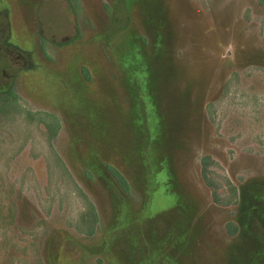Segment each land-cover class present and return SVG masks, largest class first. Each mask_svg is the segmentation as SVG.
Wrapping results in <instances>:
<instances>
[{
    "label": "rangeland",
    "instance_id": "1",
    "mask_svg": "<svg viewBox=\"0 0 264 264\" xmlns=\"http://www.w3.org/2000/svg\"><path fill=\"white\" fill-rule=\"evenodd\" d=\"M0 14V264H264V0Z\"/></svg>",
    "mask_w": 264,
    "mask_h": 264
},
{
    "label": "trees",
    "instance_id": "2",
    "mask_svg": "<svg viewBox=\"0 0 264 264\" xmlns=\"http://www.w3.org/2000/svg\"><path fill=\"white\" fill-rule=\"evenodd\" d=\"M0 18L2 19L3 21V25H0V31L2 30L3 32V35H4V39L7 35H9V32H7V30L9 29V25H8V21H7V17L6 15H3V14H0ZM7 47L10 49L11 46H8ZM12 48V47H11ZM17 53H20L18 50H17ZM88 78V76H87ZM10 93V96L12 99H15V96L13 95L12 92H9ZM5 104V103H4ZM32 117H37L38 118V121L43 124L44 123V126L47 127L52 135H55L57 133V129L59 127V125H57V121H56V118L53 114L49 113V112H37L35 114H32L31 115ZM50 123H53L54 124V128H51L50 127ZM210 160V157L209 156H204L201 158L200 162H201V174H202V178L204 180V182L208 185V186H212L211 183L207 180L208 178L206 177V171H207V166H208V161ZM61 162V160H60ZM62 164V163H61ZM62 166L64 167V165L62 164ZM108 170L112 173V175L115 177V179L121 184V185H124L125 188H127L126 186V182L124 180V178L122 177V175L116 170L114 169L112 166H107ZM66 169V168H65ZM67 171V170H65ZM233 193L236 194V191L233 189ZM212 194V197L213 199L216 200V192H215V189H213V191L211 192ZM88 207L90 208V214L92 216V219L93 221H95L96 219V214L94 212V209L92 207V204L91 203H88ZM79 232H82V233H85V234H88V235H93V231L94 229L92 230H87V231H84L83 230H78ZM97 264H102L101 260L98 259L97 261Z\"/></svg>",
    "mask_w": 264,
    "mask_h": 264
}]
</instances>
